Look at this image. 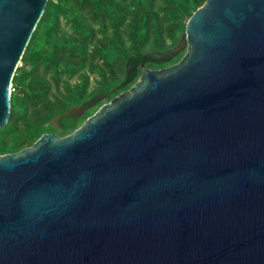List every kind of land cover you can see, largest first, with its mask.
I'll list each match as a JSON object with an SVG mask.
<instances>
[{
    "label": "water",
    "instance_id": "obj_1",
    "mask_svg": "<svg viewBox=\"0 0 264 264\" xmlns=\"http://www.w3.org/2000/svg\"><path fill=\"white\" fill-rule=\"evenodd\" d=\"M47 2L0 0V129ZM183 50L0 155V264H264V0H205Z\"/></svg>",
    "mask_w": 264,
    "mask_h": 264
},
{
    "label": "trees",
    "instance_id": "obj_2",
    "mask_svg": "<svg viewBox=\"0 0 264 264\" xmlns=\"http://www.w3.org/2000/svg\"><path fill=\"white\" fill-rule=\"evenodd\" d=\"M204 2L48 0L12 79L0 155L16 153L44 133L71 134L101 105L129 90L142 66L160 70L179 62L185 50H172ZM77 107L87 108L49 123Z\"/></svg>",
    "mask_w": 264,
    "mask_h": 264
},
{
    "label": "built area",
    "instance_id": "obj_3",
    "mask_svg": "<svg viewBox=\"0 0 264 264\" xmlns=\"http://www.w3.org/2000/svg\"><path fill=\"white\" fill-rule=\"evenodd\" d=\"M14 89L12 88V84L10 85V93L13 91Z\"/></svg>",
    "mask_w": 264,
    "mask_h": 264
},
{
    "label": "rangeland",
    "instance_id": "obj_4",
    "mask_svg": "<svg viewBox=\"0 0 264 264\" xmlns=\"http://www.w3.org/2000/svg\"><path fill=\"white\" fill-rule=\"evenodd\" d=\"M93 78V77H92ZM92 82H93V80H92Z\"/></svg>",
    "mask_w": 264,
    "mask_h": 264
}]
</instances>
